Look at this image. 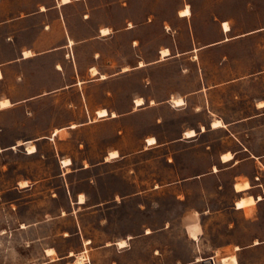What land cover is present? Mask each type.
<instances>
[{
  "label": "crops",
  "instance_id": "1",
  "mask_svg": "<svg viewBox=\"0 0 264 264\" xmlns=\"http://www.w3.org/2000/svg\"><path fill=\"white\" fill-rule=\"evenodd\" d=\"M198 1L0 0V145L7 146L0 152L34 144L37 151L28 153L33 155L43 141L52 142L62 176H69L76 157H81L80 169L88 170L112 159L158 154V179L146 190L201 194V202L191 207L193 223L202 228L194 240L198 252L177 264H202L195 261L198 254L217 257L219 251L235 254L239 264H264V96L240 90L250 80L263 79L264 68L213 79L203 73L199 56L203 49L257 35L264 26L231 35L230 20L217 19L212 21L217 39L203 41ZM206 1L219 6L236 0ZM187 5L191 14H180ZM208 15L222 16L214 10ZM224 21L231 32L223 30ZM162 48L169 52L163 55ZM92 68L98 72L92 74ZM137 97L143 104H136ZM174 98L185 104L174 105ZM4 100L9 101L5 106ZM100 110L106 114L100 116ZM215 118L224 126H213ZM107 127L110 132L104 134ZM59 129L67 135L52 138ZM190 129L194 134L185 135ZM106 137L109 145L103 148ZM114 151L117 156L109 157ZM228 153L231 158L225 159ZM64 158L72 163L63 165ZM210 181H216L213 188ZM239 182L249 186L237 189ZM226 186L230 197L220 205L212 195ZM18 187L29 191L34 184L24 178ZM66 191L70 204L86 203L79 202L81 193L70 184ZM252 195L256 202L247 206L253 210L237 206ZM218 213L230 215L228 234L214 254L203 256V218L209 224ZM241 229L247 232L238 236Z\"/></svg>",
  "mask_w": 264,
  "mask_h": 264
},
{
  "label": "rangeland",
  "instance_id": "2",
  "mask_svg": "<svg viewBox=\"0 0 264 264\" xmlns=\"http://www.w3.org/2000/svg\"><path fill=\"white\" fill-rule=\"evenodd\" d=\"M197 9L204 27L201 38L206 42L218 37L213 20H230L231 35L264 26V0H236L219 6L199 0ZM212 10L222 16H209ZM199 56L203 73L213 79L224 73L247 75L264 68V31L227 47L203 49ZM224 56L228 57L225 64ZM240 90L264 96V78L250 80ZM103 132H110V128ZM106 138L103 148L109 145ZM262 138L264 149V129ZM32 145L0 152V264H177L194 259L197 242L189 236L187 226L194 224L196 211L191 207L201 202V194L188 193L185 198L169 188L146 190L158 179V154L112 159L88 170L80 169L82 160L76 157L69 176H62L53 143L43 141L39 152L30 155ZM24 178L34 184L29 191L18 187V181ZM214 183L208 184L213 188ZM68 184L74 193L84 195L86 203H69ZM229 197L228 186L212 195L220 205ZM229 219V214L218 213L207 224L203 218L205 234L199 242L203 256L214 254L213 249L224 241ZM77 229L81 234H75ZM244 232L247 230L241 229L237 234ZM129 234L134 239L125 238ZM88 239L90 243H86ZM123 239L128 243L122 247L118 242ZM115 240L117 245L106 246ZM50 248L53 252L48 251ZM221 255L217 253V260ZM196 257L197 262L204 259L199 254Z\"/></svg>",
  "mask_w": 264,
  "mask_h": 264
},
{
  "label": "bare ground",
  "instance_id": "3",
  "mask_svg": "<svg viewBox=\"0 0 264 264\" xmlns=\"http://www.w3.org/2000/svg\"><path fill=\"white\" fill-rule=\"evenodd\" d=\"M190 5H187L186 6V8L185 9H182L181 11H180V14H182V15H190L191 14V9H190V7H189ZM223 30L225 31V32H231V29H232V27H231V25L229 24V22L228 21H224V23H223ZM167 27H168V25H167ZM106 32V31H105ZM227 39H229V37H227L225 40H227ZM163 49V48H162ZM197 50H198V48H196L194 51H195V55H194V58H197L198 57V55H197ZM162 51V50H161ZM28 52V51H27ZM169 52V50H168V48L167 49H163V55H165L166 53H168ZM31 53V52H30ZM143 61V60H142ZM142 64V63H141ZM60 65V64H59ZM59 65H57V66H59ZM61 67V66H60ZM128 67H125L124 69H127ZM123 69V70H124ZM98 71H97V69L96 68H92V74H96ZM102 77H105V74H103L102 75ZM80 84V83H79ZM9 100V99H8ZM8 100H4V101H2V105H7L8 103H9V101ZM1 102V101H0ZM173 102H174V105H176V106H180V105H183V104H185V101H184V99L183 98H174L173 99ZM136 104L137 105H141V104H143V99L142 98H138L137 97V99H136ZM260 105H264V101H261L260 102ZM2 107V106H1ZM106 110V109H105ZM105 110H100L99 111V115L100 116H103V115H105L106 114V111ZM113 115H115V114H113ZM226 125V124H225ZM72 126L74 127V126H76V124L74 123V124H72ZM213 126H224V123H223V121L221 120V119H214V122H213ZM195 130V129H194ZM194 130H188L187 132H186V134L185 135H188V136H190V135H192V134H194ZM54 135H56V134H60V136L61 137H65L66 135H67V130L66 129H59V130H56L54 133H53ZM149 140H150V142H153L154 140H155V138H148ZM148 140V141H149ZM29 152L30 153H34V152H36L37 151V147L35 146V145H32V146H30L29 147ZM115 156H117V152L116 151H114V152H111V155L109 156V157H115ZM231 156V154H226V155H224V158L226 159V158H228V157H230ZM108 157V156H107ZM108 157V158H109ZM231 158V157H230ZM62 164L63 165H69V164H71L72 163V161H71V159H62ZM215 170H217V168H215ZM27 183H26V181L25 182H22V185H26ZM249 186V183L248 182H244V183H237L236 184V188L237 189H243V188H246V187H248ZM80 197V203H84L86 200H85V197H84V195H80L79 196ZM259 198H261V196L259 197ZM255 202H256V199L253 197V195L252 196H249V197H245V198H241V199H239L238 201H237V206L238 207H245V206H247V205H250V204H255ZM252 206V205H251ZM248 208H250V206H247ZM247 207H245V210H247L248 208ZM247 208V209H246ZM252 208V207H251ZM250 208V209H251ZM251 210H253V209H251ZM247 211H249V210H247ZM255 211V210H254ZM249 213V212H248ZM197 214H198V212H197ZM151 230L150 229H148V232H150ZM187 231H188V234H189V236L191 237V238H193V239H199V235L201 234V232H202V228H201V225L199 224V223H194V224H191V225H189V226H187ZM91 242V240L90 239H88V240H86V243H90ZM122 247L123 246H126L127 245V239H123V240H121V241H119L118 242ZM236 247V246H235ZM238 248V247H237ZM53 248H50V249H48V251L49 252H53ZM227 250H229V249H227ZM230 251V250H229ZM220 252V251H219ZM218 253V252H217ZM228 253V252H227ZM222 257H220V259H219V263L218 264H239V260H238V258H237V256L235 255V254H232V255H229V256H227V255H221ZM225 256H227V257H225ZM81 261L83 260V257H81V259H80ZM200 260H204V259H201V258H199L198 259V261H200Z\"/></svg>",
  "mask_w": 264,
  "mask_h": 264
},
{
  "label": "built area",
  "instance_id": "4",
  "mask_svg": "<svg viewBox=\"0 0 264 264\" xmlns=\"http://www.w3.org/2000/svg\"><path fill=\"white\" fill-rule=\"evenodd\" d=\"M202 264H217V259L215 256H208L201 261Z\"/></svg>",
  "mask_w": 264,
  "mask_h": 264
}]
</instances>
